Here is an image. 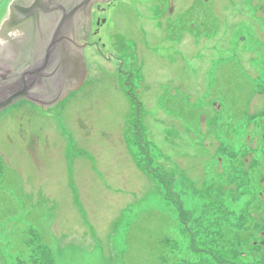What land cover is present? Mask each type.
<instances>
[{"label": "rangeland", "instance_id": "1", "mask_svg": "<svg viewBox=\"0 0 264 264\" xmlns=\"http://www.w3.org/2000/svg\"><path fill=\"white\" fill-rule=\"evenodd\" d=\"M169 1L93 10L80 89L0 111V264H264V0L198 38Z\"/></svg>", "mask_w": 264, "mask_h": 264}, {"label": "water", "instance_id": "2", "mask_svg": "<svg viewBox=\"0 0 264 264\" xmlns=\"http://www.w3.org/2000/svg\"><path fill=\"white\" fill-rule=\"evenodd\" d=\"M12 1L14 0L9 1L0 19V27L9 12ZM51 1L34 0L28 4L26 3V7L23 8H16L21 6L20 4H13L11 7L16 12L23 9L26 18L29 17L30 19L33 16L49 22L50 24L47 27L49 37L44 42L39 61L27 71L22 70L23 72H20L21 75L14 82L12 81L13 72L12 76L10 74L13 70L6 69L5 64L10 61L9 57H12L13 53L10 50L16 45L18 38H16L11 49H8L10 48L8 47L4 52V47H0V59L2 58L0 60V111L19 99L28 100L44 108L45 103L33 100L29 93L31 89L39 88L35 83L41 77L47 76L50 78L54 90L53 96H51L52 99L49 102L54 101L53 103H56L66 98L71 91L77 90L86 79L87 73H91L86 41L92 40V29L90 36L86 37L85 40L76 37L77 25L79 24L78 17L83 14L86 27L91 28L90 9L92 5L95 3H108L111 0H64L68 3L69 8L61 9L60 7L59 11Z\"/></svg>", "mask_w": 264, "mask_h": 264}, {"label": "flooded vegetation", "instance_id": "3", "mask_svg": "<svg viewBox=\"0 0 264 264\" xmlns=\"http://www.w3.org/2000/svg\"><path fill=\"white\" fill-rule=\"evenodd\" d=\"M34 0H14L10 4L9 12L6 18L3 21V24L0 27V47H4L3 51L5 52L6 48L11 49L12 45L14 44L16 38H18L16 45L10 51L13 53L12 57H9L10 61L4 64L7 66L6 69H12L13 71L10 72L12 76L13 72V82L19 78V75L23 71H27L32 65L34 66L40 58V52L42 51L44 42L49 37V33L47 27L49 26V22L44 21V19H39L37 17H25L23 9H20L18 12L12 10L13 4H20L16 8H23L26 5ZM61 1V2H60ZM116 0H111L108 3H95L92 5L90 9V26L91 28H87L85 24V18L83 14H80L79 24L77 25L76 37H80L85 40V38L89 37L91 34V29L94 28L95 30L92 31V34L95 36L99 33L100 27L105 23V19L99 16H96L93 19L92 11L95 10L97 13H105L108 9H111V5ZM130 1V0H129ZM169 0H147L150 6H155L158 4H167ZM180 1V0H179ZM185 1V0H184ZM189 3L188 8L183 9V11H177L175 14L174 20V33L178 31H189L190 34L193 33L194 28H198L200 34L193 36L192 38H198L199 36H203L204 32L201 33V27L206 24L208 27L211 25L210 19V5L208 2L210 0H186ZM54 6L58 8H69L68 3L64 0H52ZM27 3V4H26ZM60 9V11H61ZM130 3H129V11H130ZM131 12V11H130ZM130 17V15H129ZM188 17H191L193 22H190ZM168 22V20H166ZM80 22L82 23L80 25ZM188 22V26L186 25ZM55 26V25H54ZM160 27V25H159ZM162 31H164V36L166 34L167 23L161 25ZM54 28V27H53ZM52 28V29H53ZM188 28V29H186ZM47 30V31H46ZM208 31V30H207ZM205 31V33L207 32ZM129 37L130 33H129ZM130 41V38H129ZM92 44V43H91ZM87 45V44H86ZM86 48V47H85ZM2 60V58L0 59ZM2 62V61H1ZM10 62V63H9ZM9 67V68H8ZM23 70V71H22ZM22 71V72H21ZM21 72V73H20ZM7 77V76H6ZM214 80V79H212ZM50 78L47 76L41 77L35 83L36 86H39L34 89L29 90L31 98L39 103H49V100L52 99L54 87L50 82ZM25 100V99H23ZM29 102L28 100H25ZM31 103V102H29ZM32 105L41 106L31 103Z\"/></svg>", "mask_w": 264, "mask_h": 264}, {"label": "trees", "instance_id": "4", "mask_svg": "<svg viewBox=\"0 0 264 264\" xmlns=\"http://www.w3.org/2000/svg\"><path fill=\"white\" fill-rule=\"evenodd\" d=\"M264 174V173H263ZM196 238V233H195V235L194 236H192V235H190V239H191V241H190V254L189 255H191V253H194V255L196 254V255H198V251L194 248V246H196L195 245V242H194V239ZM225 242V241H224ZM207 242H204L203 243V245L204 246H206V250L205 249H203V250H205V254H206V256H211V253H213V251H214V253H213V259H214V261H213V263L214 264H220L219 263V261L221 260L220 258H218V257H214V254H217L218 252H219V249H217L216 247H218V248H220V249H223L224 250V247L222 246V247H220L219 246V244H217V245H215L216 247H214L213 245H211L212 243H214V244H216V242H211V244H206ZM219 243V242H218ZM193 259V258H192ZM188 260H190L191 261V258H188ZM261 260H262V263L264 262V256L261 258ZM189 261V262H190ZM189 262L187 263V264H189Z\"/></svg>", "mask_w": 264, "mask_h": 264}, {"label": "bare ground", "instance_id": "5", "mask_svg": "<svg viewBox=\"0 0 264 264\" xmlns=\"http://www.w3.org/2000/svg\"><path fill=\"white\" fill-rule=\"evenodd\" d=\"M109 10V9H108ZM130 33V32H129ZM166 33H168V31L166 30ZM165 35H167V34H165ZM130 36H131V34H130ZM130 41H131V39H130ZM130 41H129V43H130ZM79 89H80V87H79ZM78 90V89H77ZM54 101H50L48 104H45L43 107L44 108H48V107H50L51 105H54V104H56V103H58V102H56V103H53ZM48 105V106H47ZM42 108V107H41ZM215 163H216V161H215ZM222 240H224V238H222ZM219 243H222V241L221 242H219Z\"/></svg>", "mask_w": 264, "mask_h": 264}]
</instances>
